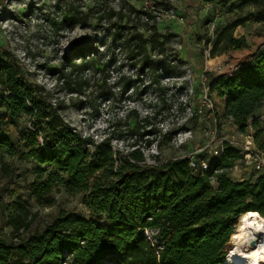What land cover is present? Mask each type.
<instances>
[{
	"label": "trees",
	"instance_id": "1",
	"mask_svg": "<svg viewBox=\"0 0 264 264\" xmlns=\"http://www.w3.org/2000/svg\"><path fill=\"white\" fill-rule=\"evenodd\" d=\"M240 2L264 6V0ZM251 20L238 15L216 32L210 56L226 55L228 61L211 75L207 96L218 125L231 122L242 134L252 129L255 144L264 150V121L250 123L264 107V41L252 39L250 44L235 37L237 28ZM125 21L112 24L115 36L137 74H144L165 58V36L156 26L130 30L122 25ZM75 57L63 74L66 80L77 83L83 71L100 68L93 49ZM0 86V153L23 154L37 166L26 186L31 200L52 208L53 192L64 186L82 195L93 217L61 210L43 230L27 234L37 215H30L20 197L9 206L0 196V211L12 228L11 237L0 234V264H224L238 218L249 212L264 218V175L256 182L230 179L229 171L243 160L230 143L223 144L222 154L205 171L201 163L198 171L192 170L188 158L149 164L136 143L122 153L110 139L97 143L77 133L19 76L15 64L0 60ZM23 115L30 117L34 131L20 145L6 129ZM149 118L137 121L131 132L144 136ZM166 138L173 140L171 134Z\"/></svg>",
	"mask_w": 264,
	"mask_h": 264
},
{
	"label": "rangeland",
	"instance_id": "2",
	"mask_svg": "<svg viewBox=\"0 0 264 264\" xmlns=\"http://www.w3.org/2000/svg\"><path fill=\"white\" fill-rule=\"evenodd\" d=\"M238 15L252 20L238 27L235 37H245L250 44L252 39L264 41V6L240 0L227 4L221 0H0V60L15 64L19 76L83 137L97 143L110 139L122 153L136 143L149 164L185 158L208 164L218 142L224 141L243 155L228 177L256 182L264 169L253 158H264V150L255 144L253 130L242 134L231 122L218 125L207 96L211 75L228 61L226 55L210 56L215 34ZM116 19H126L122 25L130 30L156 26L165 36V58H155L159 61L153 69L138 75L115 36ZM92 49L100 68L83 71L77 83L64 79L77 53ZM108 59L111 62L103 70ZM146 117L150 118L144 136H135L133 127ZM255 119L264 121V107L250 123ZM6 131L21 145L22 138L34 130L30 117L23 115ZM168 134L173 136L170 143ZM41 140L39 135L40 144ZM22 155L0 153V196L9 206L20 197L30 215H37L27 234L43 230L61 210L93 219L82 195L64 186L53 192L56 204L52 208H41L31 200L26 186L37 166ZM11 233L1 210L0 234L11 237ZM234 233H238L236 223ZM104 264L113 263L106 260Z\"/></svg>",
	"mask_w": 264,
	"mask_h": 264
},
{
	"label": "bare ground",
	"instance_id": "3",
	"mask_svg": "<svg viewBox=\"0 0 264 264\" xmlns=\"http://www.w3.org/2000/svg\"><path fill=\"white\" fill-rule=\"evenodd\" d=\"M236 227L224 264H264V218L249 212L238 218Z\"/></svg>",
	"mask_w": 264,
	"mask_h": 264
},
{
	"label": "built area",
	"instance_id": "4",
	"mask_svg": "<svg viewBox=\"0 0 264 264\" xmlns=\"http://www.w3.org/2000/svg\"><path fill=\"white\" fill-rule=\"evenodd\" d=\"M0 90H1V86H0ZM206 98H207V96H206ZM208 103H209L208 104L209 107L212 108V105H211V102L209 101V99H208ZM223 144H224V141H220V142H218L217 146L214 148V156L215 157H219L222 154ZM246 151L249 152V149H246ZM189 160H190L191 169L194 170L195 172L198 171L200 169V166L196 163L195 159L194 158H190ZM253 160L255 162H257L259 165H261V167L264 169V158H263V156H261V155L260 156H255L253 158ZM201 166H202V168H201L202 171L207 170L208 167H209V165L207 163H205V162L201 163Z\"/></svg>",
	"mask_w": 264,
	"mask_h": 264
},
{
	"label": "crops",
	"instance_id": "5",
	"mask_svg": "<svg viewBox=\"0 0 264 264\" xmlns=\"http://www.w3.org/2000/svg\"><path fill=\"white\" fill-rule=\"evenodd\" d=\"M262 109H263V108H262ZM262 109H261V110H262ZM261 110H260V111H261ZM260 111H258L257 113H259ZM257 113H256V114H257Z\"/></svg>",
	"mask_w": 264,
	"mask_h": 264
}]
</instances>
